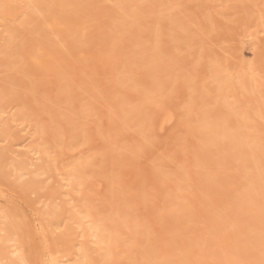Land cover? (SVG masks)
I'll use <instances>...</instances> for the list:
<instances>
[{"label":"bare ground","instance_id":"1","mask_svg":"<svg viewBox=\"0 0 264 264\" xmlns=\"http://www.w3.org/2000/svg\"><path fill=\"white\" fill-rule=\"evenodd\" d=\"M247 255L264 264V0H0V264Z\"/></svg>","mask_w":264,"mask_h":264},{"label":"rangeland","instance_id":"2","mask_svg":"<svg viewBox=\"0 0 264 264\" xmlns=\"http://www.w3.org/2000/svg\"><path fill=\"white\" fill-rule=\"evenodd\" d=\"M46 87L48 86L49 87V85L47 84V85H45ZM108 118H106V117H104L101 121H102V123L103 124H105L104 126H105V128H108L109 127V124H110V122H109V120H107ZM107 124V125H106ZM177 127H176V125L174 126V128L173 129H171L170 131H174V129H176ZM169 131H167V132H164L162 135L163 136H161V138L163 139L164 137H165V139H167L168 138V133ZM166 134V135H165ZM126 135H127V137L128 138H130V140H133L134 139V137H133V133H126ZM158 138V139H157ZM156 139V141H155V144H156V149H157V145H159L160 147L162 146V142L164 141V139L162 140L161 138H160V136H158ZM192 138V137H191ZM94 141H96L97 142V140L95 139ZM162 141V142H161ZM158 143H160V144H158ZM159 146H158V148H159ZM150 153V152H149ZM148 152H146V156L145 155H143V156H145V157H143V158H147L148 157V154H149ZM150 155V154H149ZM147 160V159H146ZM141 161H142V158H141ZM145 160H143L142 161V163L140 164L141 165V167H142V170L141 169H139L140 171H139V173H135V174H133V175H131L130 173H127V170H126V168L125 167H123V172L127 175L126 177H125V175H124V177L126 178V181L128 182L129 180H131V183H132V185H133V183H134V185H136L137 183V180H138V182H140L141 180L139 179V177L138 176H141L140 178L141 179H143L142 180V183L144 182L145 184H147V183H150V179H151V176H150V174H149V172H150V170H149V162L148 163H146V162H144ZM143 164H145V165H143ZM130 168V167H129ZM133 168V167H132ZM131 169V168H130ZM129 169V170H130ZM135 169V168H134ZM148 169V170H147ZM132 170V169H131ZM131 172V171H130ZM142 172V173H141ZM133 173V172H132ZM141 173V175H139ZM130 174V176H128ZM144 176V177H143ZM145 176H146V178H145ZM138 177V178H137ZM150 177V178H149ZM224 177H225V175H224ZM135 179H137V180H135V182H134V180ZM140 180V181H139ZM147 182H146V181ZM138 185V184H137ZM228 185V183H226V186ZM139 186V185H138ZM16 191V190H15ZM13 192V191H9L8 192V196H9V198H12L13 200H17L16 202L19 204L18 206H19V208L23 211V212H25L26 213V215L27 216H29L30 217V219L32 220V221H36V219H37V216H36V214L34 213V211H33V209L25 202L24 203V201L23 200H21L19 197H17L16 195V193H17V191L16 192ZM158 197L159 196H157L156 198L155 197H153V201H152V205L150 204L149 205V213L147 214V217H148V219L149 220H151L150 221V223H154V220H155V217L153 216V212L151 213V210H152V208H154V209H159L161 206H162V201H160L161 200V198L159 197V199H158ZM134 199H136V198H134ZM154 202V203H153ZM138 205H139V203H138ZM154 206V207H153ZM32 210H31V209ZM139 208H141V210L143 209L141 206L139 207ZM140 210V209H139ZM155 211V210H154ZM154 217V218H153ZM159 227V226H158ZM157 227V228H158ZM157 228H155L154 230V232H153V235H155V236H157L158 238H159V235H157V232H158V230H157ZM159 230L161 229V228H158ZM159 233H160V231H159ZM248 257V258H247ZM246 264H252L253 263V261H254V256H246Z\"/></svg>","mask_w":264,"mask_h":264}]
</instances>
